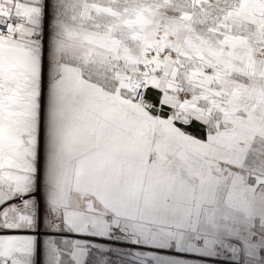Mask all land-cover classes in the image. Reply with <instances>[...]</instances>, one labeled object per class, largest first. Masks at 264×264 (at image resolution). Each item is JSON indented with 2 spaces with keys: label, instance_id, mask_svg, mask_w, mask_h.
<instances>
[{
  "label": "snow or ice",
  "instance_id": "obj_1",
  "mask_svg": "<svg viewBox=\"0 0 264 264\" xmlns=\"http://www.w3.org/2000/svg\"><path fill=\"white\" fill-rule=\"evenodd\" d=\"M0 264H264V0H0Z\"/></svg>",
  "mask_w": 264,
  "mask_h": 264
}]
</instances>
